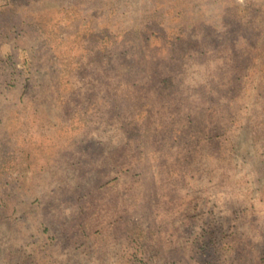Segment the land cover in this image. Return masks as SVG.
Masks as SVG:
<instances>
[{
  "label": "rangeland",
  "instance_id": "rangeland-1",
  "mask_svg": "<svg viewBox=\"0 0 264 264\" xmlns=\"http://www.w3.org/2000/svg\"><path fill=\"white\" fill-rule=\"evenodd\" d=\"M0 264H264V0H0Z\"/></svg>",
  "mask_w": 264,
  "mask_h": 264
}]
</instances>
